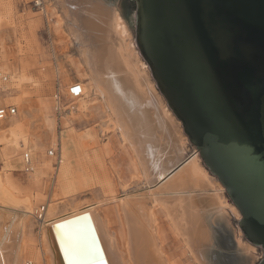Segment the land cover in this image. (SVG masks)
<instances>
[{"label": "bare ground", "instance_id": "bare-ground-1", "mask_svg": "<svg viewBox=\"0 0 264 264\" xmlns=\"http://www.w3.org/2000/svg\"><path fill=\"white\" fill-rule=\"evenodd\" d=\"M56 1L72 33H78L74 37L82 46L80 75L86 71L82 76V95L65 113L68 117L79 113L86 116L89 108L102 106L108 114L103 126L117 132L133 157L136 188L132 193L119 183L122 195L112 199L117 202L116 210L105 215L97 201L64 205L57 188L35 209V195L22 193L27 185L25 179L15 180L10 171L0 172V264H92L99 261L95 259L100 252L104 264H177L166 248L164 224L184 255L194 264H207L211 235L203 221L200 201L221 214H227L228 209L239 213L237 208L222 195L224 186L213 182L198 150L185 157L187 138L149 80L148 66L131 42L115 2ZM1 6L0 22L5 13ZM30 95L21 90L16 100L20 120L9 121L17 116V110L15 115L0 120V135L32 127ZM43 103H39L37 112L47 122L49 107ZM12 136L18 137L15 133ZM14 142L17 146L18 138ZM60 149L64 153L60 151L58 156V151L50 150L54 154L50 156L49 151L48 157L58 165L57 185L64 189L65 197H71L76 188L70 167L63 159L65 153L66 158L70 153L67 135L62 137ZM94 153L86 160L92 182L111 189L101 156ZM28 158L29 165L25 163L30 168L32 158ZM9 162L7 170L23 165L18 160ZM33 217L39 224L38 239L31 234Z\"/></svg>", "mask_w": 264, "mask_h": 264}, {"label": "water", "instance_id": "water-1", "mask_svg": "<svg viewBox=\"0 0 264 264\" xmlns=\"http://www.w3.org/2000/svg\"><path fill=\"white\" fill-rule=\"evenodd\" d=\"M133 1L160 93L264 251V0Z\"/></svg>", "mask_w": 264, "mask_h": 264}, {"label": "rangeland", "instance_id": "rangeland-1", "mask_svg": "<svg viewBox=\"0 0 264 264\" xmlns=\"http://www.w3.org/2000/svg\"><path fill=\"white\" fill-rule=\"evenodd\" d=\"M33 1L0 0L1 7L5 11L4 20L0 22V107L4 105L16 107L18 114L9 118V121H19L20 107L16 104V100L21 90L24 89L27 94L31 93L30 96L33 100L31 101V111L34 114L31 128H16L13 129V134L0 135V172L5 174L10 171L9 173L15 180L25 179L27 185L21 190L24 194L35 195V209H38L40 204H44L48 195L57 188L60 202L64 205L70 207L97 201L102 204L99 208L101 214L105 215L111 210H116L117 202L112 199L122 195L120 184L129 187V191L132 193L133 187L136 188V168L133 157L129 148L121 143L117 132L109 130L108 126L104 125L107 129L103 126L107 123L108 114L102 106L89 108L86 116H81L79 113L68 117L65 113L76 101V99L68 98L69 89L74 84L81 86L84 79L82 76L86 72L83 71V74L80 75L83 70L80 67L83 59L82 46L74 37L75 33H72L71 27L64 20L63 9L56 0L45 1L49 23L44 15L34 8ZM112 1L120 8L121 16L129 29L131 42H134L141 60L146 63L136 44L135 2L133 0ZM148 69L149 80L157 95L169 108L153 79L149 66ZM58 93L64 100L59 113L55 111V95ZM40 102H44L43 104H47L49 107L47 122L42 121L37 112ZM169 110L173 114L170 108ZM174 118L178 122L182 134L187 138L185 142L187 149L185 157L187 158L197 151V147L184 133L182 123L175 115ZM14 133L18 136L17 146L14 144V140L17 138L12 136ZM66 135L69 139V156L71 158L69 156L66 158L65 153L63 159L65 164L70 167L69 170L73 174L72 178L76 188L71 197H65L64 189L57 185L58 165L54 159L48 157L50 150L58 151L56 152L58 156L60 151L63 152L60 149L61 140ZM94 152L101 156L111 189L100 183L93 184L92 182L86 160L91 157L90 155L95 154ZM26 154L32 158L31 165H33L28 173L25 172L27 168L24 160ZM15 160L23 163L21 168L18 167L19 164H16L17 168L7 170V163L11 161L9 163L12 164ZM100 170L102 169L100 168ZM210 175L214 178L213 182L223 186L214 175L211 173ZM221 193L229 204L235 206L225 188ZM200 206L203 221L211 235L210 247L206 254L207 264H259L261 262L264 251L262 247L250 243L242 233L239 226L242 217L238 209L239 213L228 209L227 214H221L204 200L200 201ZM34 217L30 222L31 234L38 239L39 224ZM118 224L116 222L115 226L118 227ZM162 231L166 238V248L173 260L177 264H194L188 256L184 255L174 234L166 224L163 225ZM238 240L241 241V244ZM243 248L250 249L245 251Z\"/></svg>", "mask_w": 264, "mask_h": 264}, {"label": "built area", "instance_id": "built-area-1", "mask_svg": "<svg viewBox=\"0 0 264 264\" xmlns=\"http://www.w3.org/2000/svg\"><path fill=\"white\" fill-rule=\"evenodd\" d=\"M45 1L46 0H34L33 1V5L34 8H36L38 10V12L42 13L45 17V19L47 20V22L49 23L50 21H48L49 16L46 15V8H45ZM82 95V88L80 85L78 84H74L73 87H71V89L69 90V99H78L80 96ZM63 97L60 93L55 95V111L57 113H59V109L63 107ZM16 107H9L7 109H0V120L4 119L6 116L8 115H15L16 114ZM50 156H53L54 152L50 151ZM29 156L26 154L25 155V161L26 163L29 165ZM29 170H31L29 167L26 168V172L28 173ZM44 210V209H42Z\"/></svg>", "mask_w": 264, "mask_h": 264}]
</instances>
